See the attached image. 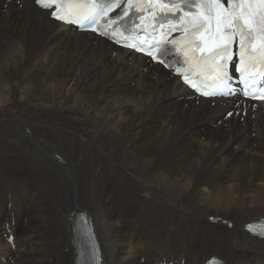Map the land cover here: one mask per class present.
<instances>
[{"label":"bare ground","instance_id":"6f19581e","mask_svg":"<svg viewBox=\"0 0 264 264\" xmlns=\"http://www.w3.org/2000/svg\"><path fill=\"white\" fill-rule=\"evenodd\" d=\"M241 100L0 0V264H76L77 211L104 264H264V102Z\"/></svg>","mask_w":264,"mask_h":264},{"label":"snow or ice","instance_id":"6c2138e0","mask_svg":"<svg viewBox=\"0 0 264 264\" xmlns=\"http://www.w3.org/2000/svg\"><path fill=\"white\" fill-rule=\"evenodd\" d=\"M34 3L56 21L80 28L98 24L102 18L109 17L114 8L120 11L109 17L110 23L128 16L131 8L137 9L132 15L142 14L140 5L143 3L151 9L149 15L156 18V27L162 30L159 38H153L155 42L150 43L152 50L148 54L156 56L159 53L167 60L175 48L185 58L184 63L191 74L199 79L198 84L184 75V81L191 87L204 86L219 90L223 96L233 95L235 89L228 87L233 76L228 73L227 61L232 59V45L235 43L238 54L233 62L234 71L243 74V82L250 88L259 77L260 89H264V72L256 70L258 63L264 64V0H34ZM166 22L169 27L163 31ZM125 31L131 33L128 28ZM175 31L181 33L182 47L178 46L176 39H168ZM127 46L143 52L145 44L141 41L139 47L136 44ZM160 62L164 63V60ZM176 63L181 61L177 59ZM216 94L215 91L202 93L205 97ZM258 98L264 100V91ZM85 223L82 218L80 231L87 238L83 229ZM83 254L91 258L94 245H88Z\"/></svg>","mask_w":264,"mask_h":264},{"label":"rangeland","instance_id":"374dc122","mask_svg":"<svg viewBox=\"0 0 264 264\" xmlns=\"http://www.w3.org/2000/svg\"><path fill=\"white\" fill-rule=\"evenodd\" d=\"M115 54V53H114ZM231 111H233V110H231ZM233 113V112H232ZM203 139V138H202ZM43 141V140H42ZM44 142V141H43ZM44 143H46V142H44ZM34 199V198H33ZM211 214H215V213H211ZM215 215H219V216H221V217H223L224 218V215H222V214H215ZM250 222V221H249ZM12 247L13 248H15L14 247V244L12 243ZM213 255H215V254H213Z\"/></svg>","mask_w":264,"mask_h":264}]
</instances>
